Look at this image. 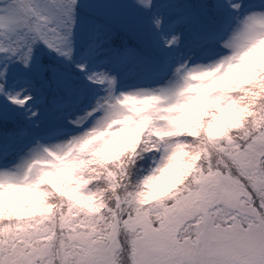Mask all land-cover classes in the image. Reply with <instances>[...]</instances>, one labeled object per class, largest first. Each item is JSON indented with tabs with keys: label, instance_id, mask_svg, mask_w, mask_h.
<instances>
[{
	"label": "snow or ice",
	"instance_id": "1",
	"mask_svg": "<svg viewBox=\"0 0 264 264\" xmlns=\"http://www.w3.org/2000/svg\"><path fill=\"white\" fill-rule=\"evenodd\" d=\"M0 264H264V0H0Z\"/></svg>",
	"mask_w": 264,
	"mask_h": 264
}]
</instances>
